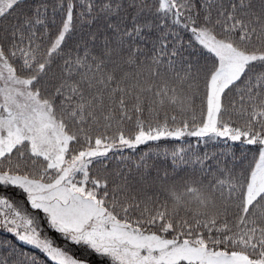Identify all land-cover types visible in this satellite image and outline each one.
Wrapping results in <instances>:
<instances>
[{"label":"snow or ice","instance_id":"snow-or-ice-1","mask_svg":"<svg viewBox=\"0 0 264 264\" xmlns=\"http://www.w3.org/2000/svg\"><path fill=\"white\" fill-rule=\"evenodd\" d=\"M0 264H264V0H0Z\"/></svg>","mask_w":264,"mask_h":264},{"label":"trees","instance_id":"trees-1","mask_svg":"<svg viewBox=\"0 0 264 264\" xmlns=\"http://www.w3.org/2000/svg\"><path fill=\"white\" fill-rule=\"evenodd\" d=\"M190 139L194 142V139H195V138H190ZM176 146H179V144H177Z\"/></svg>","mask_w":264,"mask_h":264}]
</instances>
